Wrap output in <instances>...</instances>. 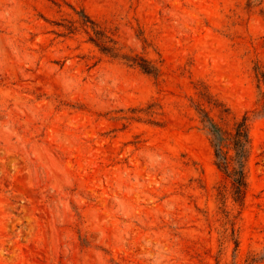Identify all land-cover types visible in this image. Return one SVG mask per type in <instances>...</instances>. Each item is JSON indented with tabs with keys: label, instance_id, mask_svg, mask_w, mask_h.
<instances>
[{
	"label": "rangeland",
	"instance_id": "1",
	"mask_svg": "<svg viewBox=\"0 0 264 264\" xmlns=\"http://www.w3.org/2000/svg\"><path fill=\"white\" fill-rule=\"evenodd\" d=\"M201 85L249 116L243 204ZM263 109L264 0H0V264H264Z\"/></svg>",
	"mask_w": 264,
	"mask_h": 264
},
{
	"label": "trees",
	"instance_id": "2",
	"mask_svg": "<svg viewBox=\"0 0 264 264\" xmlns=\"http://www.w3.org/2000/svg\"><path fill=\"white\" fill-rule=\"evenodd\" d=\"M92 21L95 34L90 39L95 42L102 51L113 56H121L131 64L139 66L146 73L159 74V67L147 57L141 54L120 53L113 38L98 24ZM199 97L196 100V109L200 121L211 136L215 150V163L218 168L231 181L232 194L235 201L244 203L247 192V165L251 153L252 137L250 133L249 116L243 115L229 124L227 118L231 115L230 107L210 92L205 85L198 88ZM217 112L218 118L213 113ZM264 110V109H263Z\"/></svg>",
	"mask_w": 264,
	"mask_h": 264
}]
</instances>
